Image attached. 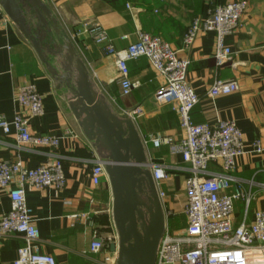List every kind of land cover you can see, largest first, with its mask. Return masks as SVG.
Returning <instances> with one entry per match:
<instances>
[{
  "label": "crops",
  "instance_id": "obj_1",
  "mask_svg": "<svg viewBox=\"0 0 264 264\" xmlns=\"http://www.w3.org/2000/svg\"><path fill=\"white\" fill-rule=\"evenodd\" d=\"M41 1L49 7L53 20L47 22L49 33L45 45L51 50L54 45L66 46L68 42L75 46L90 71L97 93L106 99L116 115L134 121L149 161L169 170L170 178L163 189L168 195L169 208L180 217L173 232L187 227L184 182L189 176V165L181 156L172 155L168 145L155 149L150 137L160 135L172 143L183 138L175 104L155 100L165 83L147 59L129 63L130 79L138 87L129 96L121 97L115 60L94 44L88 30L103 28L117 51L136 43L140 32L170 43L180 58L190 62L188 82L199 97L192 120L211 127L219 122H234L244 137V154L236 159L234 176L244 183L264 185V151L258 154L253 148V142L258 140L264 149V0ZM239 1L246 2L248 8L239 29L226 39L233 54L230 64L217 68L214 32H201L190 50L182 48L183 37L193 20L207 19L216 6ZM26 17L35 32L38 23L34 12L26 11ZM48 58L57 68L56 60L49 55ZM216 80H235L239 91L210 98L208 91ZM25 84H33L42 97L44 114L41 117H32L28 109H21L17 104L18 90ZM69 97L67 90L58 89V83L41 63L32 44L6 13L0 17V120L12 123L17 114H22L29 119L32 134L60 138V147L56 150L36 148L20 145L13 127L9 134L0 129V162L12 163L20 157L29 169L43 163L62 162L67 181L63 190L25 187L27 207L40 234L38 251L54 257L57 264H101L106 251L93 255L90 249L101 238L105 249L116 244L109 240L117 236V232L113 233L116 230L113 197L108 182L103 181L99 186L92 183L94 164L90 160L100 155L72 115ZM136 110L141 114L131 117ZM210 170L221 171L214 165ZM253 191L257 193V200L250 207L249 221L256 211H264V191L259 186H254ZM235 208L239 220L243 205L236 203ZM176 209L182 213H176ZM10 210L9 192L0 190V219ZM22 246L21 235L0 236V264H14Z\"/></svg>",
  "mask_w": 264,
  "mask_h": 264
},
{
  "label": "built area",
  "instance_id": "obj_2",
  "mask_svg": "<svg viewBox=\"0 0 264 264\" xmlns=\"http://www.w3.org/2000/svg\"><path fill=\"white\" fill-rule=\"evenodd\" d=\"M247 8L244 1L218 5L207 19L193 20L183 37L182 48L190 50L201 32H214L216 66L220 69L230 64L233 54L226 39L239 29ZM4 15L0 5V17ZM88 31L94 44L102 47L106 56L114 58L121 97L129 96L138 87V83L130 79L129 63L140 59L150 62L165 83L155 100L175 104L179 126L184 134L178 143L160 135L150 137L155 149L168 145L172 155L181 156L183 162L189 165V176L184 182L187 227L173 233L170 232L169 222L175 213L169 208L168 195L163 189L170 178L169 170L162 165L152 166V178L167 221L156 264H264V211H256L252 220H248L250 207L257 200L253 188L259 186L264 191V185L244 183L234 176L236 159L244 154L243 133L234 122H219L211 127L192 120L199 97L188 82L190 62L180 58L178 51L166 40L149 33H138L136 43L117 51L103 28L95 27ZM238 91L239 85L235 80H216L208 96L214 99ZM17 104L21 109H28L32 117L44 114L42 97L33 84L19 88ZM140 114L141 111L136 110L131 117ZM12 127L17 132L20 145L51 150L60 147V138L56 136L32 134L29 119L22 114H17L12 123L0 120V129L5 134H9ZM253 148L258 154L264 151L258 140L253 142ZM90 161L94 164L91 168L92 183L95 186L103 181L109 183L106 162L101 157ZM212 165L221 171H211ZM66 184L60 161L43 163L35 169L26 167L20 157L12 163L0 162V190L8 191L11 200L10 212L0 219V236L21 235L24 240L14 264H57L54 257L38 251L40 234L27 207L25 187L63 190ZM236 203H241L244 210L239 220L235 214ZM109 240L118 243L116 235ZM104 249V240L97 239L91 245L90 253L98 255ZM101 264H117V254L107 249Z\"/></svg>",
  "mask_w": 264,
  "mask_h": 264
},
{
  "label": "water",
  "instance_id": "obj_3",
  "mask_svg": "<svg viewBox=\"0 0 264 264\" xmlns=\"http://www.w3.org/2000/svg\"><path fill=\"white\" fill-rule=\"evenodd\" d=\"M0 5L32 44L58 89L67 90L72 115L84 137L106 162L118 236V243L111 245L110 251L117 254V264H156L167 221L152 178L153 164L134 121L116 115L97 93L88 67L71 42L61 47L54 45V50L45 45L47 22L53 20L49 7L41 0H0ZM26 11L36 16L35 32ZM48 55L56 60L58 69Z\"/></svg>",
  "mask_w": 264,
  "mask_h": 264
},
{
  "label": "trees",
  "instance_id": "obj_4",
  "mask_svg": "<svg viewBox=\"0 0 264 264\" xmlns=\"http://www.w3.org/2000/svg\"><path fill=\"white\" fill-rule=\"evenodd\" d=\"M179 219H180L179 216H175V217L172 219V221L170 222V225H172V229H176V227H177V222H178ZM106 250H107V249H104L103 252H105Z\"/></svg>",
  "mask_w": 264,
  "mask_h": 264
},
{
  "label": "rangeland",
  "instance_id": "obj_5",
  "mask_svg": "<svg viewBox=\"0 0 264 264\" xmlns=\"http://www.w3.org/2000/svg\"><path fill=\"white\" fill-rule=\"evenodd\" d=\"M176 210H177L176 213H180V214L182 213V212H180V211L178 212L179 209H176ZM239 214H240V213L237 212V215H238V216H239ZM169 227H170V232L173 233V231H175V229H172V225H169ZM112 231H113V230H112ZM113 233H116V230H115V232L113 231ZM113 233H112V234H113Z\"/></svg>",
  "mask_w": 264,
  "mask_h": 264
}]
</instances>
